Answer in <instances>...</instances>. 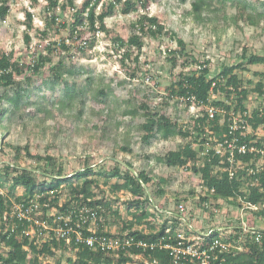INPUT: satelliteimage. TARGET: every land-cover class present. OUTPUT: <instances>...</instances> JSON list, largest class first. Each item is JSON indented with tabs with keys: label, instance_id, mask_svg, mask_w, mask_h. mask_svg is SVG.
I'll return each instance as SVG.
<instances>
[{
	"label": "trees",
	"instance_id": "16d2710c",
	"mask_svg": "<svg viewBox=\"0 0 264 264\" xmlns=\"http://www.w3.org/2000/svg\"><path fill=\"white\" fill-rule=\"evenodd\" d=\"M15 1L0 0V21L7 19ZM46 1L43 6V29L35 26L32 11L40 0H30L25 9L24 40L27 47L23 55H18L17 49L0 47V131L10 129L9 114L12 112L23 120L28 117L33 121V131H46L47 122L54 113L46 109L47 104L33 99L31 86L37 78L46 76L47 70H50L48 75L54 80L50 88L56 90L58 86H63V95L52 100L53 108H58L63 116L71 115L85 129L94 128L84 124L81 116L86 93L96 83L93 71L73 65L78 53L88 55L98 41L97 32L103 31L111 37L115 51L124 49L120 64L128 68L125 70L131 81L140 78L139 64L145 37L161 42L163 37L169 36L177 41L175 48L168 49L170 60L173 64L181 62L185 70L173 77L165 93H158L162 97L160 101L154 102L148 90L144 99L136 105L129 104L123 115L144 120L141 127L145 142L160 134L167 137L175 132L183 140L164 157L166 166L174 168L173 173L158 177L146 169L135 170L129 162L123 166L117 159L113 169L100 160L93 164L90 162L92 155L85 156L82 168L68 173L61 156L32 152L29 144L14 145L4 141L0 144V264H175L173 255L164 245L175 244L179 240L177 231L182 227L181 216L184 213L191 219L192 215L196 216L195 224L204 229L207 224L215 225L224 211L235 217L244 204L261 203L253 215L264 223V155L251 151L241 153L237 149L243 144H255L260 148L264 145V69L254 71L253 77L248 75L251 65L264 64V54H248L245 47L234 63L222 64L216 73H212L214 65L204 53L203 59L195 57L188 43L176 32L171 33L159 15L150 11L140 12V8L148 9L155 0ZM231 7L236 8L235 13H230ZM65 11L71 13V20L62 22L60 18ZM134 12L140 13L136 20H132L135 32L129 36L107 25V17ZM185 15L197 24L212 22L217 32L228 21L235 25L257 26L264 24V0H193L192 8L186 10ZM66 27H69V33L62 36ZM35 38L38 42L31 49ZM131 61L135 62L134 67L127 66V62ZM66 65L68 68L61 70ZM83 74L85 83L72 79L74 75ZM104 78V75L101 76L100 82ZM125 83L126 78L120 80V84ZM96 87L101 97L111 91L109 85L100 87L98 83ZM171 100L173 103H170ZM181 101L186 103L185 110L195 105L199 110L187 119H180L177 113L166 111L170 104L177 110ZM210 107L215 109L214 116L210 114ZM113 113L111 109L105 117L109 120L101 125V137L105 136L110 126H118L119 120ZM234 124L239 125L238 129L232 128ZM230 143H234L236 148H230ZM218 145L222 147L220 153L216 149ZM120 150L133 152L128 145L120 146ZM232 151L235 160L241 162L234 176L228 172ZM25 159L35 164L21 165ZM182 173L198 176L197 184L207 187L206 193L197 198V187H191L178 190L177 195L171 197L169 189ZM20 186L25 191L18 194ZM122 191H130L134 195L126 203V211L119 207L117 201ZM147 192L149 196L155 193L160 198L158 205L165 212H153L147 207L148 203L151 204ZM185 192L186 195H183ZM16 204L24 210L33 209L31 221L20 219L17 213L11 214ZM181 204L186 206L187 213H181ZM83 206L97 212V235L115 238L128 231L136 240L158 246L147 249L131 246L112 251L80 244L74 233H69L71 242L55 231H51V239L45 234L40 236V230L33 238L25 233L31 225L35 226L37 219H48L65 226L67 214L72 210L79 211ZM52 207L58 208L54 214ZM40 211L43 212L41 215L38 214ZM59 217H62L61 221ZM157 217L162 218L160 229L155 221ZM233 219L231 223H237ZM249 222L255 224L252 219ZM81 230L86 236L92 235L87 231V225ZM216 236L219 233L205 237L202 243L206 244ZM236 236L237 239L242 236L240 243L244 246L243 250L232 248L222 252L216 263L264 264V237L257 240L253 233ZM190 264L197 262L191 261Z\"/></svg>",
	"mask_w": 264,
	"mask_h": 264
},
{
	"label": "rangeland",
	"instance_id": "374dc122",
	"mask_svg": "<svg viewBox=\"0 0 264 264\" xmlns=\"http://www.w3.org/2000/svg\"><path fill=\"white\" fill-rule=\"evenodd\" d=\"M192 1L155 0L149 5L148 9L140 8V12L150 11L151 14L159 15L171 33L176 32L188 43L195 57L203 59L205 54V57L211 60L214 65L212 73H216L222 64L234 63L243 54L245 47L248 54L253 52L264 54L263 23L251 26L243 23L235 25L228 21L224 24V28L217 32L213 28L212 22L207 21L204 24H197L192 21L191 17L185 15V11L192 8ZM251 1L256 2V0ZM29 3L30 0H16L7 19L0 21V47H6L7 50L11 48L17 49L20 56L23 55L27 47L24 40V30L26 29L24 20L25 9L29 6ZM46 3V0H40L37 8H32L35 15V26L42 29L45 24L43 6ZM235 12L236 8L231 7L230 13ZM139 13H116L111 17H107L106 22L109 27H114L119 33L129 36L135 32L131 23L132 20H136L139 17ZM62 15L60 18L62 22L71 20L69 11H65ZM67 33H69V27L63 29L62 36L67 35ZM96 37L98 41L88 51V55L78 53L76 62L73 65L77 68L80 66L87 67L93 71V78L96 83L86 93L84 110L81 111V116L84 124L94 128L85 129L71 115L68 114V117L63 116L58 108H53L52 100L63 95V86H58L56 90L51 89L50 87L53 85L52 81L54 80L52 76L48 75L50 70H47L46 76L37 78L31 86L33 99L47 104L46 109L52 110L54 113L53 117L47 122L46 131L44 133L33 131V121L28 119V117L23 120L16 112H12V114H9V120H11L10 129L0 131V144H3L4 141L12 142L14 145L29 144L32 152H40L41 154L49 152L50 154L61 156L68 173L82 168L86 159L85 156L92 155L90 157L91 163L96 164L100 160L106 162L112 169L116 165L114 160L117 159L123 166H126L128 162L132 163L135 170L146 169L155 177L170 175L173 173L174 168H170L164 163L165 154L180 145L183 138L175 132L167 137L160 134L152 141L145 142L142 140L143 129L141 127L144 120L141 117L132 118L130 115H123V111L129 107V104L136 105L143 100L144 94L148 90L151 92L150 98L154 102L160 101L162 97L158 93H165L166 87L173 77L185 70L181 62L173 64L170 60L168 49L170 47L175 48L177 41L171 40L169 36L163 37L161 42L145 37V46L141 55V64H139L138 76L140 78L136 77L131 81L130 77H127L129 74L125 70L128 68L120 64L124 49H121L120 52L115 51L111 37L103 31L99 37ZM37 42L38 39L35 38L32 41L31 49L35 48V43ZM57 60L58 58L55 59V62ZM128 65L129 67H134L135 62H127ZM121 67L124 70L123 72ZM66 68H68V65L61 68V70L64 71ZM260 69H264V64L251 65V71L249 74L248 72L246 73L253 77V72ZM145 72L150 74L147 75ZM103 75L105 78L100 82V78ZM123 78L127 79V83L120 84V80ZM72 79L83 83L86 82L85 74L82 76L74 75ZM98 83L100 87L109 85L111 91H108L106 96L101 97L96 89ZM138 87L144 89L139 91ZM171 102L173 103V100ZM185 104V101H181L177 110L170 104L166 111L172 114L177 113L180 119H187L191 114L199 110L198 106L185 110ZM101 109H103V112H100L102 111ZM111 109L119 120V124L118 126H110L105 136L101 137L103 129L101 125L108 122L109 117L106 119L105 117L108 116ZM125 145L130 146L133 152L120 150V146ZM218 149L221 150L222 147H218ZM1 164L2 159L0 157ZM20 164L32 166L35 163L25 159ZM178 177V181L173 183L169 189L168 193L171 197H175L178 190L199 187L197 184L199 177L196 175L182 173ZM24 191V188L20 186L17 193H24ZM150 191L153 193L152 188H150ZM147 195L152 203L156 201V204H160V198L155 193L149 196L150 194L147 192ZM183 195H186V192ZM133 197L134 195L130 191L120 192L117 197L119 199L117 200L119 207L126 211V203ZM149 206L150 203L147 204V207ZM249 215H243L244 221ZM237 217H234L230 212L224 211L219 221L224 225V223L228 224V219H237ZM257 224L264 226L263 222Z\"/></svg>",
	"mask_w": 264,
	"mask_h": 264
},
{
	"label": "built area",
	"instance_id": "2783aa9c",
	"mask_svg": "<svg viewBox=\"0 0 264 264\" xmlns=\"http://www.w3.org/2000/svg\"><path fill=\"white\" fill-rule=\"evenodd\" d=\"M100 34L101 32L98 31L96 36L99 37ZM209 111L211 116H214V107H210ZM238 126V124H234L232 128L238 129ZM207 146H211V144H208ZM249 146L247 144H243L238 146L237 149L241 153L251 151L264 155V145L261 148L256 146L255 144ZM218 147L220 146L218 145L216 149L217 152L220 153L221 150L218 149ZM229 147L232 149L236 148L234 143H230ZM229 161L231 162V165L228 168V172L231 176H234L236 173V168H238L237 165H241V162H237L235 160V155L233 151L229 156ZM207 190V187L199 185V187L197 188L196 197L198 198L201 195H204ZM191 197L193 198L194 196ZM260 206L261 203H246L244 204L243 209L237 212L236 216L238 217L237 219H234L237 223L232 224V219H228V224L224 223V225H222L221 222L218 220L216 221L215 225L207 224L204 229H201V227L195 224L194 221L196 216L192 215L191 219L189 217L190 215L184 213V215L181 216L182 227L177 231L179 240L175 244L166 243L164 247L170 250L171 254L173 255L175 264H190L191 261H195L197 262V264H222L220 262L216 263V261L219 260V255L222 252H228L232 248L237 250H243L244 246L240 243V239H242V236H240L239 239H237L236 236L239 233L241 235L245 233H253L254 235L256 234L257 240H260L264 237V226H260L259 224H257L263 221L259 217L253 215V211L258 210ZM148 208L153 212H165L164 210L160 209V206L156 204L155 201H153V203L151 202ZM179 208L181 210V213L186 211V206L184 204H181ZM51 209L54 214V212L57 211L58 208L52 207ZM31 212H33L32 208L24 210L20 204H16L11 214L14 215L15 213H17L20 219H28V221H31ZM187 212L188 211H186V213ZM214 212H216V208L214 209ZM42 213V211L38 212L39 215H41ZM169 213L171 212L169 211ZM244 214L246 216L250 214L245 221L243 218ZM59 218V220L61 221L62 217ZM251 219L254 221L255 224H250L249 221ZM155 221L157 223H160V225H157L158 229H160L162 226V218L157 217ZM84 225H87V231H90L92 235L86 236L83 234V230L81 229ZM35 226L31 225L30 228L25 230V233L27 235H30L32 238L37 235V230H40V236L45 234L46 238L51 239V231H55L56 233H58V235L66 238L68 242H71L72 238L71 236H69V233H74L78 236V243L85 244L90 248H95L96 246H99L102 249L119 251V249L122 247L137 246L142 247L143 249H147L150 247L154 248L158 246L156 245V243L154 244L143 240H136L134 236H131L129 234L128 231L117 235L115 238H108L104 235H97V212H95L93 208L87 206L81 207L79 211H70L69 214H67L66 216L65 226H62L59 223L56 224L49 222L48 219H37ZM236 227H240L239 229L241 230L239 231V229ZM217 233H219V236H216L211 241H208L206 244L202 243L205 237H209L215 234L217 235ZM135 257L140 258V256Z\"/></svg>",
	"mask_w": 264,
	"mask_h": 264
}]
</instances>
